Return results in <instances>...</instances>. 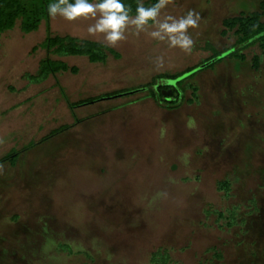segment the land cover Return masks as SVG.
I'll return each mask as SVG.
<instances>
[{"label":"rangeland","instance_id":"obj_1","mask_svg":"<svg viewBox=\"0 0 264 264\" xmlns=\"http://www.w3.org/2000/svg\"><path fill=\"white\" fill-rule=\"evenodd\" d=\"M263 1L172 0L161 19L189 10L201 17L189 29L191 52L130 26L127 39L110 46L122 56L110 64L31 53L46 38L45 22L29 35L20 23L5 33L0 159L39 143L16 167L2 164L0 264H264L262 51L255 46L245 63L227 56L202 69L213 55L238 49L233 33L222 36L223 22L258 11ZM94 22L51 17L52 34L103 41L87 31ZM160 55L165 64L157 70L152 61ZM45 58L66 61L80 77L62 73L29 84L24 76ZM107 69L123 75L90 79ZM155 75L156 86L148 84ZM165 86L178 102H160L158 87ZM65 125L72 128L41 141ZM224 181L230 194L218 190Z\"/></svg>","mask_w":264,"mask_h":264},{"label":"trees","instance_id":"obj_2","mask_svg":"<svg viewBox=\"0 0 264 264\" xmlns=\"http://www.w3.org/2000/svg\"><path fill=\"white\" fill-rule=\"evenodd\" d=\"M53 2H55V0H0V40L5 33L14 30L18 23H20L21 32L25 35H29L38 32L41 24L45 22L47 29L46 38L41 44L35 46L32 49L31 53L33 54L39 50H43L50 55H55L61 58L85 57L91 64H106L109 56H112L115 60H120L122 58L119 52L103 43L83 40L71 36H54L51 29V16L48 12V5ZM89 2L98 3L100 0H89ZM142 2L146 7H149L157 3L158 0H142ZM122 3L131 7L130 15H136L138 0H122ZM223 28V37H227L229 33H233L237 38L234 46H237L238 49L235 47L229 48V52H227L229 53L227 55L228 57L234 58L241 63H245L247 62V56L244 54L245 51L252 47L258 46L262 51V58H264V1L260 3L259 9L256 12H251L248 14L241 13L236 17L226 19L223 22ZM218 58L220 57L213 55L211 58L206 60V62L208 63L217 59L211 64V66H213L222 60ZM262 58L260 56H255L252 59V68L254 71L259 72L261 70ZM62 73H71L73 75H77L79 73V69L77 67H70L62 61L45 58L40 61L36 73L33 75L26 74L24 79L31 85H40L51 77ZM152 85L156 86L154 82ZM158 88L159 93L161 94L160 102L167 104L164 100L163 93L171 87L165 86ZM192 91L193 93L191 92V96H193V99L194 96L198 94V89L193 88ZM61 93L63 94V97L68 99L64 90H61ZM99 99L101 98L90 99L87 102L91 103ZM178 101L179 100L176 102ZM68 105L70 109H74L75 104L70 102ZM71 128L72 126L68 125L62 126L56 130H53L41 141L44 142L52 137L68 131ZM35 143H29L21 150L11 151L5 157L0 159V164H9L10 166L15 167L18 164L21 155L28 152L33 147H36L39 142ZM231 189V183L227 181L220 182L218 185V190L227 194L231 193ZM217 213L219 221L226 219L224 212ZM228 225L231 227V224ZM215 256L217 259L222 260L221 255L216 254ZM154 261L155 260H153V262ZM167 262H169V260L165 259L164 264H167Z\"/></svg>","mask_w":264,"mask_h":264},{"label":"clouds","instance_id":"obj_3","mask_svg":"<svg viewBox=\"0 0 264 264\" xmlns=\"http://www.w3.org/2000/svg\"><path fill=\"white\" fill-rule=\"evenodd\" d=\"M170 3L172 0H158L146 7L142 0H138L136 15L132 16L131 7L122 3V0H100L98 3H90L89 0H55L48 5V12L53 18L60 16L70 22L80 18L94 20L88 27V33L93 36L102 34L103 42L108 46L115 47L126 40L127 29L133 26L137 35L147 32L153 39L166 41L170 48L190 53L195 41L189 34V29L198 28L201 17L195 10H189L180 17L166 15L161 19L162 10ZM149 27L154 30L148 31ZM152 62L160 70L165 64L164 56H157ZM2 143L4 141L0 138V144ZM3 167L0 164V172Z\"/></svg>","mask_w":264,"mask_h":264},{"label":"crops","instance_id":"obj_4","mask_svg":"<svg viewBox=\"0 0 264 264\" xmlns=\"http://www.w3.org/2000/svg\"><path fill=\"white\" fill-rule=\"evenodd\" d=\"M234 17H236V16H234ZM95 42H99V43H103V44H105L102 40H97V41H95ZM105 45H107V44H105ZM108 46V45H107ZM110 47V46H109ZM112 48V47H111ZM114 49V48H113ZM116 50V49H115ZM117 51V50H116ZM64 58H66V59H70V58H78V57H64ZM79 58H81V57H79ZM82 58H85V57H82ZM121 60V59H120ZM120 60H115L112 56H109V58H108V60H107V62H106V64L107 63H111L112 61H120ZM62 62H66V61H64V60H61ZM89 61V60H88ZM70 67H75V66H70ZM107 70H109V69H107ZM107 70H105L106 72L104 73V72H92L90 75H88V76H90V79L91 78H93V79H99L100 81L101 80H103V76L102 75H104V74H106V75H109V74H112V75H123V72H119V71H113L112 69H110L108 72H107ZM67 74H69V75H71V77L72 78H74V77H80V75H81V72H80V69H79V73L77 74V75H73V74H71V73H67ZM98 75V76H97ZM101 76V77H100ZM110 76V75H109ZM158 76L159 75H155V77H153V79L148 83V84H153V82H154V80L155 79H157L158 78ZM72 78H70V79H72ZM126 89H123V90H121V91H125ZM76 93V92H75ZM150 102H154V103H156L154 100H151ZM73 104H75V103H73ZM156 105L159 107V108H161V106H159L157 103H156ZM23 155V154H22ZM21 155V156H22ZM20 159H21V157H20ZM20 159H19V161H20ZM19 161H18V163H19ZM18 165V164H17ZM16 165V166H17ZM15 166V167H16ZM12 167V166H11ZM13 219H18L17 220V222L19 221V216H16V217H14Z\"/></svg>","mask_w":264,"mask_h":264},{"label":"flooded vegetation","instance_id":"obj_5","mask_svg":"<svg viewBox=\"0 0 264 264\" xmlns=\"http://www.w3.org/2000/svg\"><path fill=\"white\" fill-rule=\"evenodd\" d=\"M170 90H171V88L168 89V90H166V91H164V93H163L164 100H165L166 103H171V102H172L171 99H175V102H176L177 100H179V94L176 93L175 91H171V92H172L171 95H167V94H166V93L170 92ZM163 103H164V102H163Z\"/></svg>","mask_w":264,"mask_h":264},{"label":"water","instance_id":"obj_6","mask_svg":"<svg viewBox=\"0 0 264 264\" xmlns=\"http://www.w3.org/2000/svg\"><path fill=\"white\" fill-rule=\"evenodd\" d=\"M228 54H229V53H225V54H223V55H222L220 58H218V59H222V58L226 57ZM216 60H217V59H216ZM216 60H212L211 62L206 63L204 66H202V69L208 67L209 65H211L212 63H214ZM166 94H167V95H171L172 92H168V93H166ZM173 100H175V99H173Z\"/></svg>","mask_w":264,"mask_h":264}]
</instances>
